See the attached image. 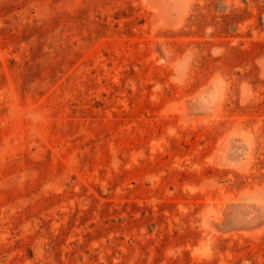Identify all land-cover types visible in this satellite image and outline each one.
Wrapping results in <instances>:
<instances>
[{"label": "rangeland", "instance_id": "rangeland-1", "mask_svg": "<svg viewBox=\"0 0 264 264\" xmlns=\"http://www.w3.org/2000/svg\"><path fill=\"white\" fill-rule=\"evenodd\" d=\"M0 264H264V0H0Z\"/></svg>", "mask_w": 264, "mask_h": 264}]
</instances>
